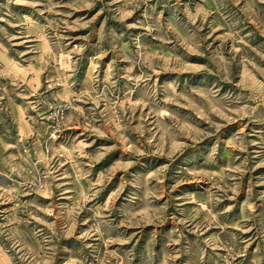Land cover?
<instances>
[{
    "label": "rangeland",
    "instance_id": "374dc122",
    "mask_svg": "<svg viewBox=\"0 0 264 264\" xmlns=\"http://www.w3.org/2000/svg\"><path fill=\"white\" fill-rule=\"evenodd\" d=\"M0 264H264V0H0Z\"/></svg>",
    "mask_w": 264,
    "mask_h": 264
}]
</instances>
